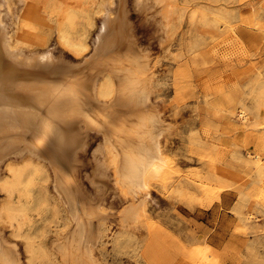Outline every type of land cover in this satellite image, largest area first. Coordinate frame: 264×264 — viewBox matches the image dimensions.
<instances>
[{
    "label": "rangeland",
    "instance_id": "obj_1",
    "mask_svg": "<svg viewBox=\"0 0 264 264\" xmlns=\"http://www.w3.org/2000/svg\"><path fill=\"white\" fill-rule=\"evenodd\" d=\"M169 3L170 21L163 19L162 8L147 19L134 10L130 16L149 60L151 98L168 125L161 143L172 160V174L166 182L151 184L143 217L126 224L120 215L132 202L116 188L111 156L102 153L105 177L96 184L86 178L91 170H82L85 187L93 198L96 192L103 194L108 214L100 224L102 236L93 256L96 264H264V179L245 166L242 143L264 129V110L255 106V97L264 89V37L253 42L239 35L244 30L240 28L235 39L212 52L206 46L212 30L205 24L213 10L233 15L257 10L264 21V0ZM116 4L113 0L112 7ZM105 5L108 0H99L91 9L95 26L88 37L90 50L105 17L97 10ZM23 9L22 0H5L3 23L13 36L10 48L30 56L37 48L16 42ZM41 11L50 13L49 7ZM45 49L65 53L73 62L82 60L65 50L55 34ZM229 96L234 99L231 104ZM243 109L250 117L247 123L237 114ZM99 142V136L91 137L84 155L87 163L94 162ZM24 164L14 161L20 169ZM31 170L25 176L30 178V197L17 192L10 198L0 188V228L6 240L17 245L20 264H70L56 248L71 226L68 213L51 178ZM3 173L9 179L6 168ZM10 201L12 206H26V216L3 215ZM248 216L252 220H245Z\"/></svg>",
    "mask_w": 264,
    "mask_h": 264
},
{
    "label": "bare ground",
    "instance_id": "obj_2",
    "mask_svg": "<svg viewBox=\"0 0 264 264\" xmlns=\"http://www.w3.org/2000/svg\"><path fill=\"white\" fill-rule=\"evenodd\" d=\"M170 1L117 0L113 8V0H108L109 5L97 10L105 17L90 50L88 37L95 26L91 9L99 0H22L16 42L37 48L25 56L10 48L13 36L3 23L5 0H0V188L10 198L17 192L30 197L27 169L51 178L71 224L56 244L67 263H97L93 253L102 236L100 224L108 214L102 206L103 194L96 192L93 198L80 174L91 170L86 178L92 184L105 177L101 174L103 152L111 156L116 188L132 202L120 215L126 224L143 217L151 184L166 182L172 174V160L161 143L168 125L151 98L149 60L130 16L134 10L147 19L162 8L166 22ZM48 7L49 14L41 11ZM228 12L213 10L205 18L212 30L206 40L209 51L217 52L231 42L240 28L244 30L239 35L253 42L264 37L260 11ZM54 34L65 50L82 60L73 62L65 53L46 50ZM258 77L260 72L257 81ZM257 95L255 106L264 110V89ZM229 97L231 104L234 99ZM237 114L243 123L250 118L245 109ZM94 135L100 142L94 162L87 163L84 155ZM252 136L242 140L247 152L245 166L263 180L264 129ZM17 160L25 162L23 168L14 167ZM5 168L11 174L9 179L4 176ZM27 210L10 201L3 215L15 219L26 216ZM0 264H20L17 245L6 240L1 228Z\"/></svg>",
    "mask_w": 264,
    "mask_h": 264
}]
</instances>
